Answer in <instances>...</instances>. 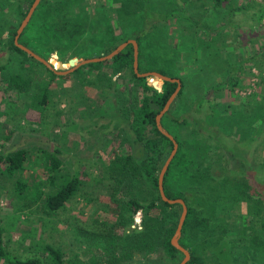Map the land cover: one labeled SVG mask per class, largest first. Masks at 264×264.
<instances>
[{"label":"trees","instance_id":"16d2710c","mask_svg":"<svg viewBox=\"0 0 264 264\" xmlns=\"http://www.w3.org/2000/svg\"><path fill=\"white\" fill-rule=\"evenodd\" d=\"M32 1L0 0V10L10 5L15 7L0 19V50L8 51L6 60L0 62V83L4 91L14 90L24 98L26 106L45 111L49 104L50 84L63 75L55 73L14 43L16 28ZM183 1L186 5L196 2ZM156 2L158 0H96L91 4L89 0H40L18 40L45 58L56 53L59 60L67 62L74 55L86 58L107 53L131 36L138 43L139 71L156 70L179 77L181 87L161 116L162 125L178 143L164 173L163 188L168 197H182L187 205L179 238L190 252L185 264H212L214 260L216 264L221 263L220 257L225 253L217 245L223 238L231 244V263L252 264L247 261L246 252L239 244L244 238H250L254 254L264 246V41L259 43L258 52L245 59L247 65H241L242 59L237 66L227 67L225 76L212 86L219 90L224 84L232 93L235 88L249 85L250 77L255 75L260 91L226 101L216 114L213 107L208 106L206 85L203 90L194 88L188 79L177 74L174 64L179 60L173 63L169 49L161 41L165 36L171 41L181 40V44L182 36L178 37V32L175 34L180 27L179 19H190L191 25H184L187 30L197 26L198 12L187 15L185 7H176L169 0L172 6L159 11L156 18L157 15L153 17ZM208 2L210 4L207 5L220 12L222 17L227 16V20L233 18L237 11L251 6V0ZM141 12L145 16L143 24L138 18ZM263 17L264 5L259 2L250 14L248 30L251 31L255 24L261 28ZM117 18L118 23L115 21ZM14 20L11 27H4V23ZM139 21L140 26L137 27L135 23ZM151 29L163 30L161 37L151 36ZM198 31L196 29L193 35ZM202 44L211 48L208 43ZM258 53L260 57L256 59L260 62L256 65L254 56ZM14 62L16 64L12 65ZM53 62L57 64L56 60ZM38 65L44 67L45 73L33 68ZM254 65L258 67L256 72L251 71ZM242 67H248L244 74L239 73ZM190 68L188 64L182 67L186 71ZM72 73H78L81 80L94 84L98 92L97 104L92 108L85 107L82 112L92 115L107 97L112 96L117 110L111 115L110 123L113 129L124 130L127 136L126 145H122V149L119 148L120 151L115 152L107 163V193L112 201L109 207L116 219L101 221L99 225L102 227L98 229H80L85 237L72 238L76 250L68 248L67 252L60 244L43 242L40 245L43 257L19 258L5 247L6 228L0 216V261L5 264H44V261L46 264H69L72 258L78 257L77 261L82 264H177L183 253L172 245L170 238L177 225L181 204L163 200L157 184L159 170L172 148V141L157 128L155 121L156 114L177 82L163 79L158 90L148 81L149 76L137 75L133 70L131 43L112 58L82 64ZM240 120L246 122L244 127L240 126ZM104 127L109 129L108 125ZM244 140L247 146L242 149ZM134 145L141 146L142 157L136 158L132 154ZM255 147L262 148L263 154L254 153ZM214 149L219 151L216 158L220 159L216 161L220 165L227 161L233 167L237 166L238 169L232 170L234 174L218 176V173L210 172L208 161ZM40 151L43 152L40 153L43 155L41 171L38 176L35 173L30 175V183L20 177L32 165L29 148L25 146L0 149V174L14 179L16 197H28L33 202L44 197V210L53 213L79 190L81 180L77 172L69 177L64 171L61 149L41 148ZM27 205L23 203L19 208ZM138 210L142 212L140 227L127 228L135 220Z\"/></svg>","mask_w":264,"mask_h":264},{"label":"rangeland","instance_id":"374dc122","mask_svg":"<svg viewBox=\"0 0 264 264\" xmlns=\"http://www.w3.org/2000/svg\"><path fill=\"white\" fill-rule=\"evenodd\" d=\"M171 1L176 7H182L183 9L185 7L184 11L187 15H192V12L197 11L199 20L196 17L197 26L186 30L184 25L190 26V19L179 17L182 29L179 27L177 31L175 30V34L178 32L179 35L177 36H182V45L180 44L181 40L171 41L165 36L161 41L163 46L169 49L168 54L171 56L173 63L179 60L177 64H174L175 66L173 65L177 74H181L188 79L187 81L194 88L202 89L206 85V96L209 98L208 106L213 107L217 114L218 109L225 105L226 101L230 99L234 101L239 97L244 98L245 95L260 91L255 75L250 77L249 85L242 89L235 88L232 93L224 84H221L219 90L214 89L212 86L225 76L227 67L237 66L238 61L242 59L241 65L245 66L247 65L245 59L251 56V53L258 52L259 43L264 41V17L260 23L261 28L257 26L258 24H255L251 31L248 30V26L251 24L249 17L251 12L256 10L259 2L264 5V0H251L249 8L237 11V14L228 20L226 19L227 16L222 17L220 12L214 10L211 5H207L210 4L208 0H196L195 4L190 3L187 5L183 0ZM170 2L169 0H158L154 4L153 17L154 15H157L156 18L159 17V11L163 12L165 8L171 7ZM89 3H96V0H89ZM13 9L15 7L10 5L0 10V19L8 14L6 11ZM223 10H225L224 7ZM138 18L143 24L145 19L143 12L139 14ZM115 21L118 23L119 19L117 18ZM14 22L15 20L4 23V27L9 28ZM126 22L130 25L128 21ZM135 25L139 27L140 21L136 22ZM196 29H199V31L193 35ZM1 31L2 28L0 27V34ZM162 31L151 29L149 33L151 36L159 38ZM202 43H208L211 48H205ZM182 56L184 59H182ZM7 57L8 51L4 48L1 49L0 62L5 61ZM258 57H260L259 53L254 56L255 59ZM49 58L52 59V62L59 60L56 53H51ZM258 62L260 61L254 60L256 65ZM65 63L68 65L67 62ZM15 64L16 62L12 63V65ZM186 64L192 67L188 71L182 69L183 65ZM256 65L251 68L252 72L258 70ZM33 68L39 73H45L43 66L38 65L33 66ZM84 70L88 71L87 68ZM246 71H248V67H242L239 73L244 74ZM72 72L59 74L63 77L56 78L50 84L48 89L49 104L45 111L26 106L23 103L24 98L19 97V94L14 90L4 91L0 83V149L9 150L17 146L29 148V158L32 165L25 169L20 177L26 178L27 182L30 183V175L35 173L38 176L41 171L40 163L43 155L41 156L40 153L43 152L40 149L49 150L57 147L62 150L64 171L69 177L77 172L81 180L79 190L73 197L65 202L63 207L49 213L43 207L44 197L34 202L28 197H16L14 179L0 174V216L2 217V224L6 228L4 234L5 247L10 254L19 258L34 255L43 257L40 252V245L43 242L60 244L64 248L63 250L67 252L69 251L68 248L76 250L77 247L75 242L72 243V238L75 236L76 239L85 237L84 232H81V230L98 229L102 227L99 225L101 221L105 219L114 221L116 219L115 213L109 207V205H112V201L107 193L109 187L107 186L109 182H107L108 178L106 177L108 176L107 163L115 152L120 151L119 148L122 149V145H126L125 139H127V136L125 137L124 130L113 129L114 126L110 123L111 115L117 110L112 96L107 97L93 111L92 115L88 116L85 112H82L87 106L88 108L95 106L99 96L94 84L88 83L86 79L81 80L78 73ZM115 77L116 75L113 76V78ZM154 77H147V79L150 82V79ZM159 83L161 84V80ZM192 87L189 89H192ZM189 96L192 98L191 94ZM22 110L23 113H21ZM261 117L262 115L259 118ZM167 121L169 123V120ZM167 121L165 124H167ZM239 122L242 127L246 125L243 120ZM106 125L109 126V129L104 127ZM236 133L239 136L237 131ZM7 136L9 138H6ZM246 144V140L241 143L242 149L247 146ZM253 152L263 154L262 148L255 147ZM132 154L136 158L142 157L141 146L134 145ZM218 154L219 151L214 149V154L209 157L210 172L218 173V176L219 174H234L232 170L238 169L237 166L233 167L227 161L222 162L220 165L216 161V159H220L216 158ZM35 162L36 165H34ZM23 203L29 205L20 209L19 206ZM134 216L136 220L127 227L129 229L140 227L142 212L138 210ZM43 222H45V225H43ZM77 229H81L80 232H77ZM30 230L32 231L30 232ZM253 236L255 237L254 234ZM244 239L239 247H243L246 252L247 261H251L252 264H264V246L260 247L261 251L259 253L254 254L252 252V240L250 238ZM219 247L225 254L220 257L221 263L217 264H234L231 263L229 249L231 244L228 239L223 238L217 245V248ZM77 258H72L69 264H82L77 261ZM0 264L5 263L0 261ZM44 264H46V261H44ZM212 264H216V261H212Z\"/></svg>","mask_w":264,"mask_h":264},{"label":"water","instance_id":"95a60500","mask_svg":"<svg viewBox=\"0 0 264 264\" xmlns=\"http://www.w3.org/2000/svg\"><path fill=\"white\" fill-rule=\"evenodd\" d=\"M40 2V0H33L26 12V14L24 15V17L21 19L19 25L16 28V32L14 35V43L15 45H17L18 47H20L21 49H23L24 51L27 52L28 55L33 56L34 58H36L37 60H39L40 62H42L45 66H47L48 68H50L51 70H53L55 73L57 74H65V73H69L73 70H75L77 67L81 66L82 64L88 63V62H93V61H99V60H105V59H110L112 58L115 54H117L118 52H120L128 43H131L133 46V70L134 72L137 73V75L139 76H155L154 78L150 79V83L153 85V87H155L156 89L160 90L161 89V85L159 83L160 80L166 79V80H170V81H176L177 85L175 87V89L173 90V92L170 94V96L167 98L166 102L164 103V105L162 106V108L158 111V113L155 116V121H156V125L157 128L166 136H168L171 141H172V148L170 149L168 155L166 156V158L164 159L163 164L161 165V168L159 170L158 173V177H157V184H158V189H159V194L161 196V198L169 203H180L181 204V211H180V215L178 217V221H177V225L176 228L170 238V242L172 243V245H174L176 248H178L180 251H182L183 253V257L181 258V260L177 263V264H185V262L189 259L190 257V252L189 250L184 247L180 242H179V238L181 235V228H182V224L184 221V218L186 216V212H187V205L184 201V199L182 197H168L165 192H164V188H163V177H164V173L167 170V167L171 161V159L173 158L177 147H178V143L176 141V139L174 138V136L162 125L161 123V116L167 111V109L169 108L171 102L173 101V99L175 98V96L177 95L180 87H181V80L179 77H172L169 75H165L160 73L159 71L156 70H146V71H139L138 70V43L137 40L133 37L131 38H127L125 40H122L121 42H119L113 49H111L109 52L104 53L102 55H98V56H92V57H86V58H82L79 57L77 55L71 56L68 58L67 60V64L63 62L62 60H57V66L54 64V62H52V59L50 58H45L42 55H40L39 53L35 52L34 50H32L30 47H28L26 44L20 42L18 40L19 34L21 33V31L24 29V27L26 26V24L28 23L34 9L36 8V6L38 5V3Z\"/></svg>","mask_w":264,"mask_h":264},{"label":"built area","instance_id":"2783aa9c","mask_svg":"<svg viewBox=\"0 0 264 264\" xmlns=\"http://www.w3.org/2000/svg\"><path fill=\"white\" fill-rule=\"evenodd\" d=\"M138 212V211H137ZM136 220V219H135Z\"/></svg>","mask_w":264,"mask_h":264}]
</instances>
